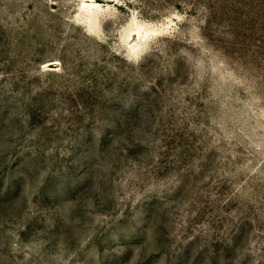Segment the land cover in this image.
I'll list each match as a JSON object with an SVG mask.
<instances>
[{"label": "rangeland", "instance_id": "rangeland-1", "mask_svg": "<svg viewBox=\"0 0 264 264\" xmlns=\"http://www.w3.org/2000/svg\"><path fill=\"white\" fill-rule=\"evenodd\" d=\"M0 264H264V0H0Z\"/></svg>", "mask_w": 264, "mask_h": 264}]
</instances>
